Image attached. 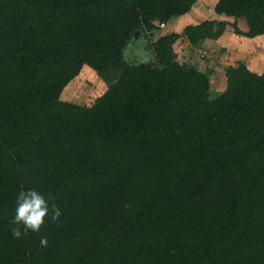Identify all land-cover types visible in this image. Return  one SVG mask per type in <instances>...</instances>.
I'll return each mask as SVG.
<instances>
[{"label":"trees","instance_id":"1","mask_svg":"<svg viewBox=\"0 0 264 264\" xmlns=\"http://www.w3.org/2000/svg\"><path fill=\"white\" fill-rule=\"evenodd\" d=\"M196 1L0 0V264H264V74L236 63L211 95L173 49L218 38L208 19L154 40L156 66L124 61ZM213 12L264 34V0ZM83 67L106 90L62 101ZM28 188L61 215L15 237Z\"/></svg>","mask_w":264,"mask_h":264},{"label":"crops","instance_id":"2","mask_svg":"<svg viewBox=\"0 0 264 264\" xmlns=\"http://www.w3.org/2000/svg\"><path fill=\"white\" fill-rule=\"evenodd\" d=\"M217 1L202 2L197 0L196 5L187 14L164 24L163 28L154 33L152 39L142 28V31L138 29L139 33L136 36L133 34L132 37H138L137 41L141 44V48L145 47L141 49V53L144 50L151 60L153 55L145 44L144 33L148 36V40L151 39L149 43L152 46V42L161 36L170 33L181 35L183 28L190 24H198L207 19L226 22L223 32L216 39H205L196 46H191L185 37L180 36L173 46L178 62H180L179 59H182L181 62L193 65L209 75L210 89L214 94L224 91L226 86L225 70L236 63H243L253 73L264 74V34L249 38L236 33L233 24H236L239 31L247 32L246 21L243 18L234 19L216 15L213 9ZM162 31L163 33L160 34ZM131 45L133 46L134 43ZM138 54L140 55V52Z\"/></svg>","mask_w":264,"mask_h":264},{"label":"rangeland","instance_id":"3","mask_svg":"<svg viewBox=\"0 0 264 264\" xmlns=\"http://www.w3.org/2000/svg\"><path fill=\"white\" fill-rule=\"evenodd\" d=\"M201 1L204 2V1H209V0H201ZM162 33L163 31L160 34ZM137 39L138 37L131 38L124 52V61L134 66L142 64V63L146 64L151 61L149 60L150 58H148V54L145 53L144 50L142 51L143 53H141V49L145 47L142 46L141 48V44L139 43V41H137ZM149 41H151V39ZM133 43L134 45L132 46L131 44ZM139 52H140V55L138 54ZM198 56H199V53H198ZM181 60L182 59H179L180 62ZM181 63H184V62H181ZM184 64L189 65L188 63H184ZM106 88H107L106 84L96 74V72H94L88 67H83V69L78 74V76L75 77L65 87V89L63 90L60 96V99L62 101H66V102H69L75 105L87 106V105H91L98 96L104 93ZM213 94L214 93L211 92V95Z\"/></svg>","mask_w":264,"mask_h":264},{"label":"clouds","instance_id":"4","mask_svg":"<svg viewBox=\"0 0 264 264\" xmlns=\"http://www.w3.org/2000/svg\"><path fill=\"white\" fill-rule=\"evenodd\" d=\"M51 215V219L55 220L60 215L59 207L49 206L45 195L35 188H28L18 192L15 201V215L13 216V223L18 227L11 229L15 237H20L22 232L19 225L23 226L26 233L28 230L38 232L41 225L44 223L46 215ZM47 239L42 238L41 244H46Z\"/></svg>","mask_w":264,"mask_h":264},{"label":"water","instance_id":"5","mask_svg":"<svg viewBox=\"0 0 264 264\" xmlns=\"http://www.w3.org/2000/svg\"><path fill=\"white\" fill-rule=\"evenodd\" d=\"M140 30H141V28H139ZM142 31V30H141ZM139 33V30L137 29L135 32H134V35L136 36L137 34ZM143 37L145 38V42L147 43V47L150 49V51H151V53H152V55H153V58H151V64H153V65H155L156 66V64H155V56H154V53H153V48H152V46H151V44L149 43V40H148V36L144 33L143 34Z\"/></svg>","mask_w":264,"mask_h":264},{"label":"built area","instance_id":"6","mask_svg":"<svg viewBox=\"0 0 264 264\" xmlns=\"http://www.w3.org/2000/svg\"><path fill=\"white\" fill-rule=\"evenodd\" d=\"M160 28H163L164 27V24H158Z\"/></svg>","mask_w":264,"mask_h":264}]
</instances>
